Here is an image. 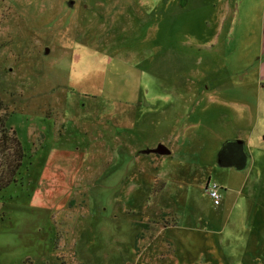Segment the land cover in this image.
<instances>
[{"label":"rangeland","instance_id":"rangeland-1","mask_svg":"<svg viewBox=\"0 0 264 264\" xmlns=\"http://www.w3.org/2000/svg\"><path fill=\"white\" fill-rule=\"evenodd\" d=\"M247 2L0 0V101L26 154L0 191V264H264V170L241 194L248 171L218 157L255 127L264 160L261 79H236L263 36Z\"/></svg>","mask_w":264,"mask_h":264},{"label":"crops","instance_id":"crops-1","mask_svg":"<svg viewBox=\"0 0 264 264\" xmlns=\"http://www.w3.org/2000/svg\"><path fill=\"white\" fill-rule=\"evenodd\" d=\"M243 1H245V0H243ZM246 6L247 7H254L255 13L259 12V13L264 15V0H248ZM250 27L254 28V26H252V25H250ZM235 29L236 28H234V30ZM261 29H262L261 31L263 33V36L261 38H259V39L253 38L250 41H249V39H247L246 42H244V43L242 42L241 47H243V44L251 45L253 43H257L256 48H255L256 51H254L253 49L252 50L248 49L247 51L243 52L244 54L238 55L237 59L239 61H242L243 63L247 62L248 65H242L241 66L242 69H240V71L238 73H236V79L240 80V82H241L240 85L248 84L249 82L253 81L255 75L258 74V77L261 79V81L259 83V89H264V22L261 24ZM256 56H259V62L257 65L258 67L255 70H251L252 66L256 65V64H254L257 62ZM250 63L253 64V65H251V67L249 66ZM246 66H247V69H246ZM253 129L251 130V133L249 134V136H247L245 133L239 137V138L244 139L246 150L248 151V153L250 155L249 159H248V157L246 158L249 160L248 166L246 168H244V169H246V171H248L249 177L245 180V182H243V185L239 189L241 194L245 188L249 187V189H251V186H254L256 184V182H258V179L260 178V172H262L264 170V160L262 158L263 150L260 147V145H261L260 136H259V134L257 135V130L256 129L253 130ZM172 150H171V153H172ZM170 154H167V155H170ZM159 155H161V154H159ZM161 156L163 157L165 155H161ZM243 159H245V156L241 155V157H239V161H242ZM161 160H163V158H161ZM221 166H223V165H221ZM225 167H229V168L230 167H233V168L236 167L237 169L241 170L240 168H238L237 165L225 166ZM229 172L232 173V171H229ZM207 184H208V181H207ZM207 184H206V190H207ZM226 186H228L226 189V192H225L226 196L231 197L232 195L228 194V193H231L233 191V189H230L231 188L230 184H227ZM207 192H208V190H207ZM239 202L234 201L233 203L232 202L225 203L224 207L228 211V214H229V212L231 214L237 213L236 208H238L237 204ZM242 208H243V212L245 214L249 215V213H251L250 208H249V203L244 204L242 206ZM163 213L166 214L164 216L173 215L174 219H177L176 215L173 214L172 211H169L168 209H165Z\"/></svg>","mask_w":264,"mask_h":264},{"label":"trees","instance_id":"trees-1","mask_svg":"<svg viewBox=\"0 0 264 264\" xmlns=\"http://www.w3.org/2000/svg\"><path fill=\"white\" fill-rule=\"evenodd\" d=\"M7 117L8 107L0 101V191L18 182L20 169L26 156L16 131L6 124ZM229 149L245 156V159L239 161V158H228L226 154ZM218 157L220 164L223 166L237 165L238 168L244 169L248 166L250 155L246 150L244 141L229 140L221 147ZM247 157L248 159H246Z\"/></svg>","mask_w":264,"mask_h":264},{"label":"built area","instance_id":"built-area-1","mask_svg":"<svg viewBox=\"0 0 264 264\" xmlns=\"http://www.w3.org/2000/svg\"><path fill=\"white\" fill-rule=\"evenodd\" d=\"M207 190L215 204H220L222 198V186H220L217 182L209 181Z\"/></svg>","mask_w":264,"mask_h":264},{"label":"water","instance_id":"water-1","mask_svg":"<svg viewBox=\"0 0 264 264\" xmlns=\"http://www.w3.org/2000/svg\"><path fill=\"white\" fill-rule=\"evenodd\" d=\"M147 152L167 155L171 153V150L165 144H159L156 148L149 149Z\"/></svg>","mask_w":264,"mask_h":264},{"label":"flooded vegetation","instance_id":"flooded-vegetation-1","mask_svg":"<svg viewBox=\"0 0 264 264\" xmlns=\"http://www.w3.org/2000/svg\"><path fill=\"white\" fill-rule=\"evenodd\" d=\"M67 4H69V7L70 8H74V6L76 5V0H66ZM228 158H239L241 157L240 154H237L233 149H229L227 151V154Z\"/></svg>","mask_w":264,"mask_h":264}]
</instances>
